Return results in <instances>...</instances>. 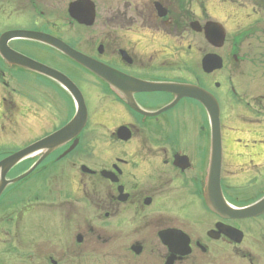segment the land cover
I'll use <instances>...</instances> for the list:
<instances>
[{"label":"flooded vegetation","instance_id":"af4514ba","mask_svg":"<svg viewBox=\"0 0 264 264\" xmlns=\"http://www.w3.org/2000/svg\"><path fill=\"white\" fill-rule=\"evenodd\" d=\"M0 9L2 36L42 34L104 65L111 76L106 82L51 45L8 41L11 51L67 77L80 90L88 120L34 170L44 153L12 168L7 181L23 178L5 189L2 205L19 198L17 185L36 174L38 181H55L46 184L48 196L58 194L67 206L83 204L84 218L108 224L118 252L130 260L148 251L160 264H264L257 237L264 215L224 219L206 205L213 153L207 110L194 99L175 103L174 94L141 90L170 84L212 95L220 107L224 199L238 206L248 194L247 203L256 201L252 195L264 174V0H0ZM221 34L222 42L216 38ZM208 56L222 59V68L209 71L203 63ZM51 61L73 67L74 76ZM11 63L0 56L1 149L7 122L17 125L24 111H31L36 130L50 126L57 106L72 108L71 118L40 140L76 114L58 82ZM243 65L255 72L248 76ZM238 79L256 84L241 87ZM20 150L3 152L0 161ZM237 176L245 188L240 196L232 187ZM28 194L37 208L38 186ZM195 207L201 214L193 213ZM162 237L176 238L180 252L189 254L172 256Z\"/></svg>","mask_w":264,"mask_h":264},{"label":"rangeland","instance_id":"374dc122","mask_svg":"<svg viewBox=\"0 0 264 264\" xmlns=\"http://www.w3.org/2000/svg\"><path fill=\"white\" fill-rule=\"evenodd\" d=\"M1 34L2 10L0 9ZM50 64L71 76H74L76 72L73 67H63L55 61H51ZM249 66L245 68L243 65L241 68L248 76L255 72V70L251 72ZM237 82L236 85L241 87L249 86L248 83L253 87L256 84L250 79H238ZM53 112L56 117L48 128L33 130L32 127L37 122H32L29 110L22 112V115L26 117L19 118L17 125L15 121L7 122L12 126L8 125L6 128V137L2 138L0 156L3 152L10 153L34 144L47 133L63 125L68 120L67 118L72 116V108L68 106H57ZM23 169L24 167L20 166L15 171L21 172ZM239 180L240 176L236 177L237 183L232 180L234 181L232 187L235 188L237 196H240L241 189H245L242 184L243 180ZM51 182L55 181L47 182L43 179L38 181L37 175L34 174L30 179L17 185L23 191L19 198L5 202L4 205H2V200L0 201V264H160L153 255L148 257V251L134 260L120 254L110 237V226L101 225L99 218H84L86 207L83 204L67 206L62 198L59 199L58 194L54 197L48 196L50 191L45 190L46 184ZM261 182L262 184L255 191L256 194L252 195L255 200L264 194V174L261 176ZM35 185L38 186L40 192L37 208L34 198L28 194ZM244 196L247 199L237 203L238 206H242L249 200L248 194ZM92 213H94L93 210ZM193 213L201 214V208L195 207ZM257 226L260 230V236L257 235V237L261 243H264V220L258 221ZM252 235H249L250 240L253 238ZM79 237L82 239L80 243L78 242ZM245 245H249L248 242ZM147 247H152V244H147Z\"/></svg>","mask_w":264,"mask_h":264},{"label":"water","instance_id":"95a60500","mask_svg":"<svg viewBox=\"0 0 264 264\" xmlns=\"http://www.w3.org/2000/svg\"><path fill=\"white\" fill-rule=\"evenodd\" d=\"M90 23H92V21ZM216 38H218L221 42L223 41L222 34ZM11 39H30L47 45H51L61 51L67 57L71 58L78 65L84 67L85 69L98 75L99 77L104 78L106 82H111L110 70L107 67L70 49L68 46L52 38H49L39 33L25 31L10 32L0 37V55L5 58H8L10 63L12 62L11 64L13 65L20 66L31 71L40 72L56 80L69 92V94L76 102L77 106L75 117L66 127L50 135L49 137L33 144L32 146L9 156L8 158L0 162V198L5 189L8 187V185L16 183L23 178L22 177L21 179L14 180L12 182L7 181L6 175L12 168H14L17 164H19L26 158L35 155L36 153H44L42 155V158L32 169L34 170L51 152L75 139L85 128L88 120L87 108L78 88L61 73L46 66L40 65L20 54L11 51L8 48V41ZM217 45L220 46L221 44ZM203 63L204 65L209 64V71H214L222 68V59L217 56H208L205 58ZM141 90L161 91L174 94L177 96V101L175 103L185 97L194 99L200 104H202V106L207 110L211 121V134L213 144L212 164L209 172L208 181V192L205 198L208 209L225 219H248L256 218L263 215L264 198L249 207L241 209L230 206L224 200L221 189L222 133L220 126V107L217 100L212 95L206 93L204 90L193 86H181L170 84L154 86L147 84L143 85ZM231 231L234 233L236 232L233 229H231ZM162 241L165 245L169 247L172 256H175L178 253H182V255L189 254V250H186L185 252H180V248L178 249L179 243L176 238L172 241L162 237ZM78 242H82L81 237L78 238ZM237 242H240V239L237 240ZM187 243L188 239H186V245ZM141 251L142 250L140 247L134 248L135 254H140ZM168 264H172V262Z\"/></svg>","mask_w":264,"mask_h":264}]
</instances>
